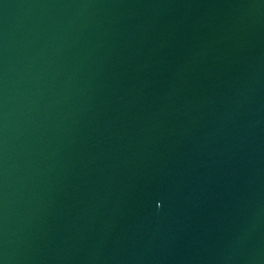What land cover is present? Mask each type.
Listing matches in <instances>:
<instances>
[{
	"label": "water",
	"instance_id": "water-1",
	"mask_svg": "<svg viewBox=\"0 0 264 264\" xmlns=\"http://www.w3.org/2000/svg\"><path fill=\"white\" fill-rule=\"evenodd\" d=\"M0 264H264V0H0Z\"/></svg>",
	"mask_w": 264,
	"mask_h": 264
}]
</instances>
